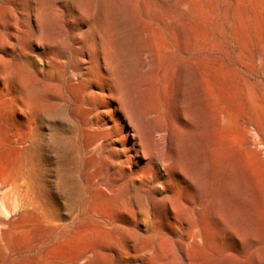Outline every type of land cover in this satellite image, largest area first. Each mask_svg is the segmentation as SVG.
Masks as SVG:
<instances>
[{"label":"bare ground","instance_id":"bare-ground-1","mask_svg":"<svg viewBox=\"0 0 264 264\" xmlns=\"http://www.w3.org/2000/svg\"><path fill=\"white\" fill-rule=\"evenodd\" d=\"M98 38L99 72L90 74L82 54L71 101L55 84L32 79L26 88L34 97L32 223L49 232L76 226L65 235L86 245L82 254L95 252L92 264H264V157L243 141L238 114L192 93L193 83L207 93L205 61L156 55L157 76L147 81L161 79L162 95L147 86L132 96L104 68L125 46L118 31ZM154 56L141 46L136 59L150 70ZM60 102L70 118H36Z\"/></svg>","mask_w":264,"mask_h":264},{"label":"rangeland","instance_id":"rangeland-1","mask_svg":"<svg viewBox=\"0 0 264 264\" xmlns=\"http://www.w3.org/2000/svg\"><path fill=\"white\" fill-rule=\"evenodd\" d=\"M104 29H116L125 45L120 57L106 55L104 68L124 79L132 96L147 86L162 95L160 78L155 85L147 81L157 76L156 55L190 53L205 61L207 93L195 83L192 93L212 106L222 100L226 115L238 114L243 141L264 157V0H0V264L94 260L89 257L95 252L82 254L86 245L68 242L73 235L65 233L72 234L76 226L49 232L32 223L34 97L26 88L32 79L46 88L55 84L71 101V78L81 68L82 54L89 57L85 67L90 74L99 72L103 48L98 36ZM141 46L155 55L150 70L136 59ZM16 70L20 78L12 74ZM50 96L48 90L44 100L51 102ZM86 104L85 97L83 110ZM60 107L46 103L36 118L54 113L70 118L65 103ZM249 108L256 112L257 125L248 120Z\"/></svg>","mask_w":264,"mask_h":264}]
</instances>
